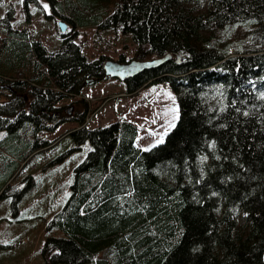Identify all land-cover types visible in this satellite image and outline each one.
<instances>
[{
  "label": "trees",
  "instance_id": "trees-1",
  "mask_svg": "<svg viewBox=\"0 0 264 264\" xmlns=\"http://www.w3.org/2000/svg\"><path fill=\"white\" fill-rule=\"evenodd\" d=\"M46 1L73 26L55 49L14 27L13 9L0 18V131L14 153V164H0V196L61 138L92 146L48 223L46 264H264V0H107L113 8L101 15L79 0ZM86 26L131 40L134 56L123 51L121 62L173 56L122 81L130 95L170 82L180 115L164 141L138 146L125 118L84 125V98L81 117L58 105L106 80L110 57L91 59L78 42ZM73 119L78 127L48 136Z\"/></svg>",
  "mask_w": 264,
  "mask_h": 264
},
{
  "label": "rangeland",
  "instance_id": "rangeland-1",
  "mask_svg": "<svg viewBox=\"0 0 264 264\" xmlns=\"http://www.w3.org/2000/svg\"><path fill=\"white\" fill-rule=\"evenodd\" d=\"M91 1L79 0L86 4L89 14L94 11L101 15L114 5V2L107 4V0H99L97 5L91 6ZM10 9H13L14 27L28 28L32 37L43 40L50 49L58 47L61 42L59 23L62 21L57 22L59 18L46 0H40L39 6L30 4L28 10L23 0H1L0 18ZM72 28V24L67 23V30ZM79 31L78 42L91 59L106 53L110 59L118 60L123 51L127 59L134 56L135 46L131 40L116 32L100 33L94 26L79 27ZM236 32L239 40L242 38L240 44L250 47L251 40L246 32L242 29ZM4 34L5 29L0 23V38ZM83 98L90 107L84 125H109L125 118L138 126L136 143L144 149L164 141L179 120L178 96L168 80L156 81L130 95L125 92L122 81L108 78L89 85L81 96L66 98L58 105L72 107L71 115L78 113L77 116L81 117L85 102L79 100ZM79 124V119L63 121L55 127V133L48 136L54 138ZM6 136V131H0V141ZM7 145L6 140L0 143V164L3 165L14 164V153ZM74 147L75 141L71 136L61 138L54 149L36 154L29 166L18 171L8 182V188L0 196V264H46L43 248L51 233L48 223L69 197L74 169L85 159L92 146L88 141L80 149ZM53 234L58 235L59 232Z\"/></svg>",
  "mask_w": 264,
  "mask_h": 264
},
{
  "label": "water",
  "instance_id": "water-1",
  "mask_svg": "<svg viewBox=\"0 0 264 264\" xmlns=\"http://www.w3.org/2000/svg\"><path fill=\"white\" fill-rule=\"evenodd\" d=\"M59 26L61 28V32H66L67 23L60 22ZM173 56L171 54H167L163 57H158L150 60H138L132 59L127 62H121L119 60L108 59L104 64L105 69V79L114 78L121 81H126L132 77L139 75L140 73L158 68L165 64L167 61L171 60ZM90 83H94V80H90ZM69 114H72V107L68 108Z\"/></svg>",
  "mask_w": 264,
  "mask_h": 264
},
{
  "label": "snow or ice",
  "instance_id": "snow-or-ice-1",
  "mask_svg": "<svg viewBox=\"0 0 264 264\" xmlns=\"http://www.w3.org/2000/svg\"><path fill=\"white\" fill-rule=\"evenodd\" d=\"M173 127H174V125H173Z\"/></svg>",
  "mask_w": 264,
  "mask_h": 264
}]
</instances>
